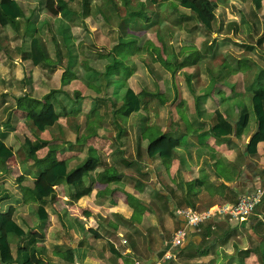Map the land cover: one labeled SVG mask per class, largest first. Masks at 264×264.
Returning a JSON list of instances; mask_svg holds the SVG:
<instances>
[{"label": "crops", "instance_id": "1", "mask_svg": "<svg viewBox=\"0 0 264 264\" xmlns=\"http://www.w3.org/2000/svg\"><path fill=\"white\" fill-rule=\"evenodd\" d=\"M32 1L35 0H20L25 15L33 7ZM66 1L45 0L46 10L56 13L52 15V20L60 15ZM128 1L132 4V0ZM87 2L88 12L83 14L85 19L80 16L82 6L79 7L78 15L66 5L71 11L66 20L67 25L82 27L88 24L87 18L93 22L100 21L102 30H98V33L105 36L108 34L107 25L99 18L96 19L104 1ZM140 2L136 0L130 5L133 11L128 10L130 15L125 22L130 23L133 18L142 19L146 16L148 25L141 31L127 29L126 33L135 37H138V33L145 34L163 59L177 63L173 75L164 69L161 73L166 84L163 91H159L161 97L150 92L153 96L147 98L146 104L148 127L141 135L135 133L128 120L120 132L115 127H109L107 121L98 126L97 123L86 122L85 115L83 125L80 126L81 113L76 103L70 102L68 110L64 108L65 117L59 121L67 127L68 139L57 124L37 133L31 132L24 124L25 112L14 107V97L27 94L40 99L51 88H60V96L66 97L64 87L74 89L71 86L76 82H84L82 84L85 86L87 82L77 77L60 86L62 68L58 62L36 66L30 63L28 45L32 37L44 42L48 56L52 59L46 40L41 38V20L31 19L25 24L23 19H19L21 23L16 31L0 27V85H5L0 89V132L7 131L4 143L12 148V156L4 167L7 169V180L16 188L11 189L9 194L23 199L22 203L15 205L12 219L32 236L40 264H57L58 260L64 264H260L261 260L255 250L259 251L264 244L261 239L264 238V141L256 143L254 154L245 153L244 144L255 129L253 114L249 115L248 125L239 137L233 133L214 137L208 129L214 121V110H218L230 123L235 121L237 106L244 102V93L250 90L255 79L264 81V55L257 62V58H253L249 51L250 47L244 46V49L234 53L232 51L235 47L230 48V52L223 51L227 55L229 71L226 60L219 59L225 55L221 56L222 50L220 52L218 47L221 34L218 31L220 27L217 25V16L221 6L214 2L195 0L197 7L210 22L209 30L196 22L193 28L189 26L192 22L189 18L193 19L192 13L174 4L172 0H157L154 4L149 0ZM229 5L230 0H227L223 6ZM259 7L260 12L256 16L258 20H264V0H259ZM38 15L42 19L43 13ZM52 20L48 23L54 27L52 34H47L49 42L53 35H60ZM18 29L24 30V33L18 34ZM45 29L49 31V28ZM95 31L85 34L92 36ZM113 33L121 35L118 25L113 28ZM247 33V36L250 35ZM231 40L232 46V43L241 44L236 39ZM164 42L168 44L167 47ZM40 66H50L48 70L52 72V77L58 74L56 81L52 77L44 80L33 93L29 92L30 87L21 88V85L19 89L22 90L16 91L13 88L16 84L5 80L11 72L21 70L20 75L25 77L23 80L26 82L30 69ZM133 70L126 81L132 79ZM225 75V79L219 81L218 78ZM223 81L227 85L220 83ZM43 83L48 84V88ZM129 87L134 92L141 90L135 91L132 86ZM109 88L112 89L111 86ZM25 89H29L28 92ZM57 95L55 98L59 100ZM85 99L88 101L86 106L92 101L94 103V98L87 96ZM85 99L82 102L85 103ZM92 110L94 115L96 108L90 109L89 106L87 111L90 113ZM103 114L99 112V115ZM105 115L109 117L108 113ZM71 119L76 123L72 122V131L69 127ZM91 123L94 126L89 130L88 124ZM152 125L155 131L151 129ZM108 128L113 131L109 132ZM168 129L170 132L167 135L178 139L179 147L174 155L146 156L148 140L161 133L165 134ZM25 138L31 142L37 141L40 145L35 151L36 158H42L48 149H52L55 159L63 160L66 169L68 166L71 169L84 157L93 155L91 158L95 160L96 167L82 176L83 184L90 188L89 194L71 200L66 185L57 181L53 185L54 200L47 202L53 208V213L48 211L45 204L46 218L37 219L32 212L35 201L27 190L35 167L23 152L22 143ZM69 140L71 143H68ZM21 153L24 154L22 157ZM256 189L262 191V199L250 215L238 220L217 217L195 227L184 225L182 210L199 212L222 203H233L240 195ZM63 200L67 203L65 223L60 207ZM180 227L184 229V241L173 258L162 260L163 253L170 249L172 233ZM61 230L65 231V237L53 240L50 235ZM25 240L26 237L18 238L14 245L8 241L13 257L8 264H19L14 251Z\"/></svg>", "mask_w": 264, "mask_h": 264}, {"label": "trees", "instance_id": "2", "mask_svg": "<svg viewBox=\"0 0 264 264\" xmlns=\"http://www.w3.org/2000/svg\"><path fill=\"white\" fill-rule=\"evenodd\" d=\"M72 1V0H68ZM104 2L99 7V14L103 16L106 11L105 20L111 21L116 19V25L119 26L120 36L117 37V44L113 46L111 61L106 64L105 57L99 55L95 60L90 58L81 59L76 64V52L75 48L69 47L68 39L69 32L74 33L73 36L77 37V43L82 39L81 36L87 32L84 28H75L67 25L66 20L71 14L69 8L64 5L60 11V15L52 20L56 25L60 36H62L64 50L63 59L65 65L62 67L59 84L63 86L69 83L72 79L81 77L87 82V86L94 92H99L98 86L100 79H105V84L113 86V94L119 90L118 94V106L113 111V116L120 114L135 129L137 135H141L148 127L146 104L147 98L151 96L150 92L139 90L134 92L126 83L124 77L131 73L129 69L124 74V80H119L118 66L123 63L118 58L117 52L120 46L133 39L137 38L133 34H127L126 30L130 31H141L148 25L146 22L147 18L144 16L142 19L133 18L132 22H125L127 17L129 18L130 12H128L127 2L128 0H121L123 2L124 10L123 14L118 13V7L115 5L113 0H103ZM151 4L156 3L157 0H149ZM173 3L179 5L190 11L193 18L199 23L205 30H209L210 22L205 17L203 12L195 4V0H172ZM34 4L32 8L27 11L25 15L20 0H0V27L11 28L12 30L17 29L19 19H23L24 23L27 24L31 19L41 20V25L46 26L50 20L45 15V0L32 1ZM81 3L82 14L86 13L88 2L82 0ZM254 6L259 7V0H253ZM39 13L44 15L39 19ZM47 18V19H46ZM111 18V19H110ZM110 19V20H108ZM128 35L127 37H125ZM126 38V39H125ZM123 43V44H122ZM153 52L155 60L161 65V67L169 71L171 75L175 72L177 67L176 62H168L163 59L156 51L155 48L149 46ZM135 48L131 51L134 53ZM58 55V52H56ZM108 56V54H107ZM109 57V56H108ZM28 58L33 66L39 64H55L59 63V55L57 60H51L45 49L42 40H38L35 37L30 38L28 45ZM86 62V64H85ZM100 64L103 68H100ZM99 67V68H97ZM132 67V66H131ZM130 67V68H131ZM122 72V71H121ZM118 79V82H116ZM61 92L60 88L50 89L43 94L40 99L23 94L13 98L14 107L25 112L24 124L25 126L34 133L43 131L55 124L64 133V137L68 139L67 127L60 123V118L65 117L64 107L61 102L55 98V94ZM97 94V93H96ZM116 94V93H115ZM244 102L237 106V116L233 123L222 117L218 110H214V121L210 125L208 132L214 137H222L233 133L235 137H239L244 129L248 125V118L250 114H253L255 121V129L247 138L245 146V153L252 155L255 153L256 143L264 141V89L259 87H251L249 91L245 92ZM97 102H104L107 98H97ZM97 111V108H96ZM75 113V112H74ZM73 114V112H72ZM120 132V126L117 124L114 126ZM67 132V133H66ZM7 131L0 132V264L11 263L13 257L10 253L9 243L7 240V234L12 233L18 238L26 237V240L21 246L16 249V255L19 258V264H40L41 260L37 258V252L35 250V244L31 235L26 233L21 227H19L12 219V214L17 203H22L23 199L21 196L15 198V195H10L9 191L13 189L10 182L7 180L6 174L7 169L4 167L5 162L12 156V148L4 143V139ZM118 134V133H117ZM70 141V140H69ZM68 142V141H67ZM68 143H71L68 142ZM40 145L37 141L31 142L27 138L22 143V148L25 156L32 160L33 166L35 167L34 175L32 176L31 185L28 186L27 190L31 198L35 201V205L32 206V212L37 219H45L46 211L44 205L51 201L54 196L53 185L57 181H62L68 188V195L71 200H77L90 192L89 186H85L82 182V176L96 167V162L90 157H85L80 163L67 170L65 162L63 160H57L54 156V151L48 149L45 155L38 159L35 157V151ZM179 147L178 139L166 134H159L158 136L148 140L145 147V154L148 157L158 155L162 157H171L174 155L175 150ZM262 199V198H261ZM260 199V201H261ZM236 201V200H235ZM263 237V236H262ZM264 244L260 246L258 253L260 258V264H264ZM246 252V251H245Z\"/></svg>", "mask_w": 264, "mask_h": 264}, {"label": "rangeland", "instance_id": "3", "mask_svg": "<svg viewBox=\"0 0 264 264\" xmlns=\"http://www.w3.org/2000/svg\"><path fill=\"white\" fill-rule=\"evenodd\" d=\"M96 1H100V0H96ZM113 1H114L115 5L118 7V13L122 15L123 10H124L123 9L124 8L123 2L121 0H113ZM135 1L136 0H132V4ZM141 1L142 2H140V4L143 3L144 1L147 2L148 0H141ZM205 1L206 0H204V2ZM207 1L208 2H214L216 5L221 6L218 9L219 15L217 16V20L219 22L217 25L220 27V29L218 31H220V34H221V39L219 40V41H221V43L218 46L220 52L222 50L221 56H222V54H225V53H223V51L225 52L226 50L227 51L229 50V52H230V48H233V47L236 48L232 51L234 53V52H237V50H239V49H244V46H246V47H250L249 51L253 54L252 57L257 58V62H258L260 60L259 57L262 58L261 55H264L262 53V51L264 50V20H258V18L256 16V13L259 11L260 7L256 8L254 6L253 0H230V5L227 7L223 6L227 0H213V1L207 0ZM81 3H83L82 0H72V1L67 0L66 1V5L70 6L73 11L78 13V15H79V7L81 6ZM127 3H128L127 4L128 10L130 9L131 11H133V8H130V5L132 6V4L131 3L129 4V1ZM139 8H140V6H139ZM86 12H88V7H87ZM44 13L48 17L49 20L52 19V15L54 16L56 14V13L55 14L49 13L46 9H45ZM165 14L167 15L168 13H165ZM105 15H106V11L103 13V16H102L99 14V10H98V15H96V19L99 18L102 23H104L108 26V27L106 26V30H108V34H104L105 36H103V33H100V34L98 33V30H102V27L99 26L100 21L99 22H93L89 18H87V23H88L87 25H83L82 27H78L77 29L84 28V29H87V32L94 31V30H96V31L94 32V34L92 36H88L89 35L88 33L87 34L84 33V35L81 36V38H83V39L80 40V42L77 45V48L75 47V45L77 43L78 38L73 36L74 33L69 32V39H68L67 44L69 45V47H72L73 50L75 48L74 52H76V56H75L76 57V64H78L81 59L87 60V58H90L91 60H95L99 55H102L105 57L106 64H108L111 61V57L113 56L112 47L114 45H116L117 41H118L117 40L118 35H116V34L114 35V33H113V28L115 27L117 20L114 18L111 21H106ZM80 16L82 17V19H85L83 14ZM190 18H189V20L192 22H190V23L188 22V23H189V26L191 25V27L193 28L197 22L195 21L193 16H192L193 19H190ZM110 19H108V20H110ZM19 23H21V21ZM234 26H235V28H234ZM248 27L250 29H248ZM45 28H49V31H47ZM52 28H54V27H52L50 24L43 26V28H42L43 33H42L41 38L43 40H46V42H47V48L49 49L50 55L52 56L51 60L55 61V59L59 55V58H58L59 59V65L62 68L65 65L64 62H66L62 58L64 46L62 48L60 47L64 43L62 40L63 37L60 35H58L57 37L53 35L52 41L50 40V42H49V40H48L49 36L47 34L48 33L52 34V32H53ZM55 29H56V26H55ZM23 31L24 30L18 29L17 33L18 34H21V32L24 33ZM247 32H249L250 35L247 36L246 35V34H248ZM244 35H246V37H244ZM231 39H236L238 42H241V44L232 43L234 45V46H232V45H230L232 42ZM133 40H134V42L127 40L128 42H126L124 44L122 43L124 46L119 45L120 49L117 52V56L119 59H121V61L123 63H121L118 66V72H119L118 74L120 75L118 78H119V80L121 79V77L123 80H124V78L127 79L131 73L126 75V77H124V74L122 76V73L127 72L129 69L131 71H132V69H134L132 79L130 81L129 80L126 81V79H125V83L128 86H132L135 91L141 89L142 91H146V92L149 91V92H152L153 95L161 97L160 96L161 94L159 93V91L162 92L163 88L166 86V84H164L165 79H162V75H161V73L163 72V68L155 60L154 52L149 46H152L155 49L157 47H155L152 44V42L148 40V38L146 37L145 34L138 33V37L133 39ZM207 40H209V37L206 39V41ZM227 40H229L228 43H227ZM25 44L27 45V39L25 40ZM164 44H165V47L168 46V44L166 42H164ZM50 46H51L52 50H51ZM54 46L56 48L55 49L56 51L54 50ZM16 47L17 46H15V48ZM134 47H137V49L135 48L134 53H133L131 51L134 49ZM53 50H54V54H53ZM254 50H256L255 53H254ZM156 51L158 53V50H156ZM56 52H58V55L56 54ZM17 53H20V51L19 52L17 51ZM107 54L109 57L107 56ZM219 59L222 61L226 60V63H227V55L226 54L224 55V57H221V58L219 57ZM85 64H86V62H85ZM97 65H99L100 68H103L102 65H100V64H97ZM227 66H228V69L230 71L229 63H227ZM49 67L50 66L42 67V68H44V69H42L40 66L39 68L30 69L31 71H29V73H28L29 78H28V80H26V82H25V80H23L25 77L23 78V76L20 75L21 70L15 71L14 73L17 72L16 74L11 72L9 74V77L8 76L5 77V80H11L12 83H15L16 87L13 86V88L16 91L20 92L22 90V89H19V87L21 85V88L24 86L30 87L31 90L29 92L33 93L34 91H36V88L40 87L41 82H43L44 80H48L52 77V76H50V74L52 72L49 73V70H48ZM99 67H97V68H99ZM22 73H23V71H22ZM57 74L58 73H55V75H53L52 80L56 81ZM227 74L228 73H226V75ZM226 75L223 76L222 78H218L219 81H222L223 79H225ZM105 82H106L105 79H103V78L100 79V83L98 86L99 92H94L88 86H85V84H82L84 82H82V83L76 82L75 84H73L71 86V87H74V89H70V87H69V89H68V87H64V89H66V91H67L66 92L67 94L65 93L66 97L63 95L60 96V93H58V95H57V96H59L58 101L60 102L61 99L63 100V101L61 100V104L66 110H68L67 109L68 102H70L72 104L76 103L78 111L81 113V117L79 118L80 124H81L80 126L83 125V122H84L83 117L85 115L86 122L87 121L94 122V124L97 123V126H98L100 123L107 121L109 127H111V128H114V126H116L118 124L120 126V131H121L122 128L124 126H126V124H127L126 119L123 116H121L120 114H116L114 116L112 114L114 109L119 104V102L117 100L118 96H119V94H118L119 88L115 92L116 94L115 93L113 94V86L110 85L112 87V89H110L109 85L107 86L105 84ZM116 82H118V79ZM4 83H5V81H4ZM220 83H224L225 85H227L226 81H223ZM44 85H46V88H48V84H44ZM2 86H5V85H0V89H2ZM32 87H35V88L32 89ZM251 87L264 88V81L261 79L260 80L255 79L253 81V83L251 84L250 88ZM182 89L186 93V89L183 86V84H182ZM25 90H26V92H28L29 89H25ZM152 93H150V94H152ZM35 95H36V93H35ZM153 95H151L150 97H152ZM36 96H38V95H36ZM87 96L94 98L93 99L94 103H92L93 101L91 100L92 104L90 103V105H88V106H86L88 101L85 99V98H87ZM107 96L109 98V99H107V102L105 100L104 102H101V103L97 102V104H96L95 99L99 98V100H100V99H104V97L107 98ZM81 98L85 99V103L82 102ZM89 106H90V109H91V107H93V108H97V110H100L101 112H104L105 114L108 113L109 117H107L105 114L99 115L100 111H94L95 113L93 115V113H92L93 110H92L90 112L92 114H90L89 111H87ZM0 116H1V113H0ZM70 116L74 117V115H70ZM87 118H90V120H87ZM72 122L76 125L75 121L73 119H71V124L69 125V127L71 128L70 131L73 130ZM94 124L93 125H92V123L88 124L89 130H91L93 128ZM129 124L132 125L131 123H129ZM111 128H108L109 132L113 131V129H111ZM151 129L153 131L156 130L154 125L151 126ZM74 131L76 132L77 129H74ZM115 131H117V130H115ZM169 132H170V130L168 129V130H166L165 134L167 135ZM131 133H132V131H131ZM132 136H133V138H136L133 134H132ZM23 155L24 154L21 153L20 157H22ZM91 156L94 157L93 155H91ZM91 156L88 155V157H90V158H91ZM80 162H78V163H80ZM67 169L69 170L70 166H68ZM10 185L12 187L13 184H10ZM12 188H15V187H12ZM68 191L69 190H67V192ZM65 195H66V193H65ZM66 197L68 198L67 195H66ZM52 200H54V199H52ZM66 205H67L66 200H63V203L60 205V207L62 208L61 217L64 220L63 221L64 223L66 222V216H67L66 209H65ZM46 206L48 207V211L50 213H53V208L51 207V205L46 204ZM64 229H65V225H63V230ZM63 230H61L60 232H56V233L54 232L55 234L50 235L51 238L53 240H57L60 237H65V231H63ZM7 239L9 242L12 243V245H14L15 241L18 238L15 235L9 233L7 236ZM261 239L264 240V238H261ZM62 245L63 244H61V246ZM14 253H16V251H14ZM64 263L65 262H63L62 260H58V262H57V264H64Z\"/></svg>", "mask_w": 264, "mask_h": 264}, {"label": "built area", "instance_id": "4", "mask_svg": "<svg viewBox=\"0 0 264 264\" xmlns=\"http://www.w3.org/2000/svg\"><path fill=\"white\" fill-rule=\"evenodd\" d=\"M262 191L256 189L251 193L240 195L233 203H222L213 207L196 212L191 210H182L181 215L184 225L195 227L200 223L215 219L217 217H227L230 220H238L251 214L255 206L260 202ZM185 234L182 227L177 228L171 236L170 249L163 253L162 260L168 261L173 258L184 241Z\"/></svg>", "mask_w": 264, "mask_h": 264}]
</instances>
